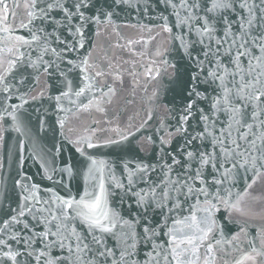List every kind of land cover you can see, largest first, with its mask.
<instances>
[{
  "label": "snow or ice",
  "instance_id": "6c2138e0",
  "mask_svg": "<svg viewBox=\"0 0 264 264\" xmlns=\"http://www.w3.org/2000/svg\"><path fill=\"white\" fill-rule=\"evenodd\" d=\"M161 2L174 22L161 15V23L147 28V39L127 40V50L136 55L134 45L147 46L166 34L185 63L171 62L167 55L172 49L157 47L151 63L141 67L149 80L167 76L185 103L174 131L163 122L157 130L156 162L126 160L117 174L113 164L89 150L122 148L135 133L93 127L101 123L95 119L70 123L92 112L106 117L124 83V70L107 53L97 57L94 43L76 58L69 54L85 48V25L94 23L97 37L109 27L119 35L113 9L131 7V0H112L107 10L96 8L94 0H0V141L6 131L27 135L32 116L25 106L46 98L50 108L35 119L39 133L51 132L55 150L50 172L48 163H40L42 179L52 187H41L22 171L25 142L18 141L16 207L5 213L0 200V213L7 215L0 217V264H20V257L24 264H264V210L253 211L260 198L251 195L264 178V0ZM92 8L96 14L86 16ZM65 31L71 40L61 39ZM74 72L77 80L69 78ZM41 75L46 84L57 81L48 86L54 95L46 88L31 94ZM128 75L135 82L138 74L128 70ZM9 77L31 91L17 87L13 92ZM13 99L19 103H9ZM49 113L55 120L50 122ZM197 116V127L189 132V120ZM152 118L149 113L137 132ZM98 132L118 139L109 135L101 142ZM174 136L183 143L168 152L165 145ZM143 142L155 143L152 136ZM64 144L71 145L67 159L61 156ZM37 149L43 151L34 141L33 151ZM77 154L79 168L73 163ZM57 157L60 166H55ZM77 177L83 188L74 194ZM7 193L5 187V198ZM237 217L248 219L241 223ZM257 217L262 223L251 235L248 229L254 226L248 220ZM9 241L21 247L13 248Z\"/></svg>",
  "mask_w": 264,
  "mask_h": 264
},
{
  "label": "water",
  "instance_id": "95a60500",
  "mask_svg": "<svg viewBox=\"0 0 264 264\" xmlns=\"http://www.w3.org/2000/svg\"><path fill=\"white\" fill-rule=\"evenodd\" d=\"M67 2V0H66ZM96 3V8H104L107 10L112 3V0H94ZM12 0H9V4ZM96 8H92L85 13L86 16H91L96 14ZM114 15L112 17L113 23L117 26V31L119 35L112 30L111 27L105 31L101 29L103 33L101 36H96L97 26L92 23L85 25L83 31L85 34V40L87 41L85 48L81 49L79 53L69 54L72 58H76L78 55L84 54L89 48L92 47L94 43L95 55L97 57H102L107 53V56L113 60V63L118 65L123 71V85L117 87V95L113 98V103L109 107L107 116H102L99 113L92 112L89 116L85 114L82 121H73L70 126H77L80 123L91 124L92 120H100L99 125H93V127H103L105 129L119 127L121 130L132 131L135 133V138L130 137V143L125 142L123 147H101L94 150H89L98 159H103L110 162L116 167L117 174L121 171V166L123 161L133 160L143 161L145 163H155L158 154L160 153L159 135L157 130L161 127V122H163L169 131H174L177 124V119L179 118V113L181 111L182 105L185 101L181 96L177 94V91L169 85L167 76L153 81L149 80L145 75V68L141 65H149L152 60V54L156 51L157 47L163 50L164 47L172 49V46L166 41V34L157 36L154 41H150L147 46L143 42L134 45V50L136 55H133L127 50V40H139L141 36L147 39L148 32L147 28L152 27L154 24L161 23V15L169 16L170 22H174V17L170 16L168 11H165V6L161 0H131V7L125 5L119 8L113 9ZM61 19L60 16L56 17ZM39 24V21L36 22ZM142 26H145L142 28ZM51 32L52 28H48ZM158 31V29H157ZM178 31V30H177ZM21 34L27 35L26 31ZM58 34L59 31H58ZM155 35V32L152 33ZM67 38L72 39L71 36L65 31L61 35V39ZM119 43L125 47L119 48L115 45ZM53 47H57L59 50V45L52 43ZM146 53V55H140V53ZM195 54V53H194ZM183 53H177L174 49L170 51L167 55V59L174 63H180L183 65L185 61L180 60V56ZM54 57H46V59H53ZM128 61V63H124ZM135 61V64L132 63ZM63 67V65H61ZM128 70L135 71L138 75L136 76V81L134 82L133 77L128 75ZM32 70L28 69V73ZM27 75V73H26ZM70 79L77 80V73L70 74ZM32 77L28 76V82L31 83ZM9 82L14 85L12 91L16 92L17 87H20L21 91H31L30 88L25 86H17L15 80L9 77ZM57 81L55 79H49L45 81L43 75L39 78V83L35 85V90L31 91L32 95L37 94L41 88H46L47 94H55L54 88H49V85L55 84ZM203 90V88L201 89ZM156 92L157 96L153 98V93ZM208 94H211V89H208ZM2 97V93H0ZM151 98V99H150ZM9 103H19L18 100L13 99ZM206 107V105H203ZM28 113L32 116L31 124L28 125L26 132L27 135L21 136L18 133L12 131H6L4 133L5 139L0 141V200H3L5 213L9 206L16 207V194L13 191V181L18 178V141L24 140L25 142V164L22 169L24 173L31 176L33 182L38 183L41 187H52L50 181L42 179L43 169L40 166L41 161L49 164V172L51 171L52 156L55 154L53 148L52 134L49 132L46 136L39 133L38 122L35 119L37 115H43L45 109H49L50 105L48 100L45 98L41 101H36L30 105L25 106ZM39 108L40 112L37 113L35 110ZM2 110V109H0ZM152 114V119L148 121L145 128L137 132L140 125L148 119V114ZM63 115V114H61ZM55 116L49 113L50 122L55 120ZM105 120H111L112 123H105ZM198 116L195 119H190L187 125L189 132L193 128L197 127ZM11 121L4 124V128L7 129ZM99 141H103L106 136H113L111 132H98ZM152 136L155 143L149 144L146 141V137ZM34 141L43 149V151H33ZM183 143V138L179 136H174L172 138V143L165 145L168 152H172L177 149L179 145ZM199 143V142H198ZM51 150V151H49ZM71 154V145L64 144L63 152L61 156L67 159ZM29 156H35L36 159H30ZM62 163L61 158L57 157L55 159V166H60ZM73 163L79 168L82 164L81 158L78 156L73 157ZM155 178V177H153ZM243 181L240 182V186L237 187V191L242 190ZM5 187L8 189L7 198H5L4 192ZM73 193L82 190L83 179L82 177H77V179L72 181ZM251 195L253 197H258L254 206L253 211L257 214L262 213L264 210V178H261L251 189ZM126 207V206H125ZM222 215H227V213H221ZM0 217L7 218L6 214L0 213ZM241 223L247 217H237ZM249 224L254 227L248 229L251 235L255 234V227H258L262 221L257 217L255 220H248ZM232 231H238V227L229 226ZM13 248L21 247L16 245L14 241H9ZM20 264H24V257L19 258ZM34 264V262H33Z\"/></svg>",
  "mask_w": 264,
  "mask_h": 264
}]
</instances>
